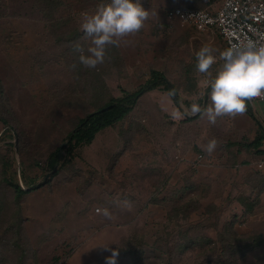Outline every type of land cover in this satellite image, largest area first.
I'll use <instances>...</instances> for the list:
<instances>
[{"label": "rangeland", "instance_id": "374dc122", "mask_svg": "<svg viewBox=\"0 0 264 264\" xmlns=\"http://www.w3.org/2000/svg\"><path fill=\"white\" fill-rule=\"evenodd\" d=\"M159 1L142 0L144 26L88 68L75 46L90 45L82 23L97 0H0V264H106L116 250L117 264H264V159L231 171L247 143L230 137L224 116L175 126L150 104L134 106L69 150L82 118L128 103L152 70L186 118L210 101L221 38L169 23ZM206 45L216 56L208 74L196 68ZM207 139L217 141L211 154Z\"/></svg>", "mask_w": 264, "mask_h": 264}, {"label": "clouds", "instance_id": "9594fccd", "mask_svg": "<svg viewBox=\"0 0 264 264\" xmlns=\"http://www.w3.org/2000/svg\"><path fill=\"white\" fill-rule=\"evenodd\" d=\"M142 0H104L94 12L85 16L82 23L84 39L90 40L85 48L77 44L79 62L88 68H96L105 60L108 46H118L120 38L137 33L150 15ZM213 49L202 47L196 53V68L200 73L208 74L216 62ZM223 63L215 75L205 84L210 88V105L204 109L209 121L215 123L221 116H234L246 110V100L264 97V34L259 39H247L234 44L222 53ZM194 112H200L198 105H193ZM217 145L212 139L207 144L211 154ZM99 211V209H98ZM104 215H109L103 209ZM118 250L106 258V264H117Z\"/></svg>", "mask_w": 264, "mask_h": 264}, {"label": "crops", "instance_id": "0c3cea01", "mask_svg": "<svg viewBox=\"0 0 264 264\" xmlns=\"http://www.w3.org/2000/svg\"><path fill=\"white\" fill-rule=\"evenodd\" d=\"M159 5L162 8L164 7V9L166 11L170 8H173V7H186V8L196 9V10L204 9L206 7L204 2H202L200 0H160ZM165 19H167L166 13H165ZM221 40H222V38H221ZM222 42H223V40H222ZM223 48H224V42H223ZM152 71H155V70H152ZM150 73H151V71H150ZM165 80H166L165 83L168 86L169 83H168L166 78H165ZM160 83H163V82H160ZM159 84L154 89L147 91V92H144L137 99L136 104H135L137 109L139 108V110H140V107L143 108L144 106L146 107L147 105L149 107V104H150L151 108H152V114H154V115H151L152 117H154L155 114L159 115V113H157L156 110H158L159 112L161 111L160 115L162 117H165V116L170 117V120L172 122H175V126H176V124H178V122L180 120H185L186 121L185 124H189V121H192V122L201 121V123H203V122L206 123L209 121L204 109H206V107H208L210 105V101H202V104H203L202 110L198 114H196L195 116L186 118V115H184V112L179 107V104H176L172 100V98L170 99L169 97H167V95L163 94V91L160 90L161 86H159ZM170 90H171V86H170ZM174 95L172 94L173 97H174ZM248 106L249 107L252 106V108L249 109V114L243 112V113L236 114L234 116H230V115L224 116L225 121H227V128L231 129V136L230 137L238 138L239 140L245 139V142L247 143L245 147L235 151V155H237L239 163L231 166V168H232L231 171L233 170V168H238L241 171L243 169V167H246V166H244L246 164H244L242 161H245L248 159L253 161L256 159L259 162V161L264 159V101L263 102L255 101L252 103V105H250L248 103V101L246 100V109ZM156 108H158V109H156ZM234 119H235V122H234ZM222 120H223V118H220V117H218L216 119V121H222ZM110 127H113V126H110ZM110 127H107L103 130L109 129ZM168 127H170V126L168 125ZM103 130H101V131H103ZM165 134L170 135L171 134L170 130H167ZM158 136H160V135H157V137ZM169 141H170V138H169ZM209 141L210 140L207 139L205 142L208 144ZM255 145H257V146H255ZM170 153L172 156L170 163L172 165L173 164L178 165L180 160H179V158L178 159H176V158H177V156H180V151H176L174 149V151H170ZM181 153L184 154L183 151ZM121 154L122 153H120V155ZM183 157H185V156H183ZM185 165H187V164L185 163ZM251 165L255 166V163H251ZM251 165H250V167H251ZM190 166L191 165L189 164L188 168ZM199 166H205V164L201 162V165H199ZM235 172H236V169H235ZM226 174H227V170H225V173L222 172L223 177H224V175L226 176ZM216 175H218V174L216 173ZM238 207H239V205H238Z\"/></svg>", "mask_w": 264, "mask_h": 264}, {"label": "built area", "instance_id": "2783aa9c", "mask_svg": "<svg viewBox=\"0 0 264 264\" xmlns=\"http://www.w3.org/2000/svg\"><path fill=\"white\" fill-rule=\"evenodd\" d=\"M200 1L206 5L204 9L186 7L168 9L166 17L169 23L178 22L199 32H216L224 42V51L249 38L259 39L260 35L264 34V0ZM97 2L100 4L104 0ZM221 60L223 62L222 55ZM247 101L252 105L255 101L263 102L264 97H255Z\"/></svg>", "mask_w": 264, "mask_h": 264}, {"label": "trees", "instance_id": "16d2710c", "mask_svg": "<svg viewBox=\"0 0 264 264\" xmlns=\"http://www.w3.org/2000/svg\"><path fill=\"white\" fill-rule=\"evenodd\" d=\"M160 82H166L164 75L158 71H151L150 79L147 80L146 83L135 93L127 97V99L130 100L128 103L119 100H111L107 105L93 113L87 114L70 132L67 138V142H69V150L73 145L75 146L82 142L92 141L95 135L101 130L121 122L133 110L137 99L144 92L154 89ZM167 89H169L168 86ZM174 102H178L176 95H174ZM109 106H111V108L105 110V108ZM59 150L60 148L51 154L49 158V164L52 167L55 166V163L59 159ZM14 188L18 196L26 193L25 191H22L19 186H15Z\"/></svg>", "mask_w": 264, "mask_h": 264}, {"label": "water", "instance_id": "95a60500", "mask_svg": "<svg viewBox=\"0 0 264 264\" xmlns=\"http://www.w3.org/2000/svg\"><path fill=\"white\" fill-rule=\"evenodd\" d=\"M171 93H172L173 95L175 94V91H174V89H173V88H171ZM109 108H111V106H109V107L105 108V110H106V109H109Z\"/></svg>", "mask_w": 264, "mask_h": 264}]
</instances>
